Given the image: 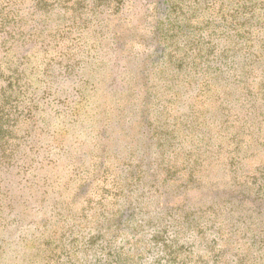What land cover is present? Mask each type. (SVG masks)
I'll use <instances>...</instances> for the list:
<instances>
[{"label":"rangeland","instance_id":"rangeland-1","mask_svg":"<svg viewBox=\"0 0 264 264\" xmlns=\"http://www.w3.org/2000/svg\"><path fill=\"white\" fill-rule=\"evenodd\" d=\"M0 264H264V0H0Z\"/></svg>","mask_w":264,"mask_h":264}]
</instances>
